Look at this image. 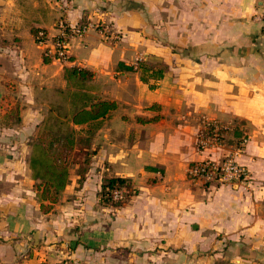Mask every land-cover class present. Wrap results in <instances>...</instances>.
<instances>
[{"label": "crops", "instance_id": "obj_1", "mask_svg": "<svg viewBox=\"0 0 264 264\" xmlns=\"http://www.w3.org/2000/svg\"><path fill=\"white\" fill-rule=\"evenodd\" d=\"M172 1L162 16L161 0H0V264L264 262L262 0H201L196 63L172 34L158 38L162 23L174 32ZM61 18L93 26L70 36L71 59L46 60L34 29L45 28L51 44ZM120 61L135 68L117 69ZM70 65L91 69L92 92L118 106L72 123L70 181L45 210L30 142L68 88ZM211 119L227 125L214 157L245 139L237 157L250 170L247 184L196 188L188 179V166L208 155L196 140ZM106 176L131 178L137 192L103 203Z\"/></svg>", "mask_w": 264, "mask_h": 264}, {"label": "trees", "instance_id": "obj_2", "mask_svg": "<svg viewBox=\"0 0 264 264\" xmlns=\"http://www.w3.org/2000/svg\"><path fill=\"white\" fill-rule=\"evenodd\" d=\"M264 22V21H263ZM84 23V22H79ZM35 28L37 35L39 30ZM46 60L51 57L44 55ZM72 56H69L71 59ZM147 67L143 61H139L138 68L144 72ZM134 69V64H126L120 61L117 69ZM155 70V76L160 77L164 69ZM64 76L68 82V88L60 90L59 102L50 107L49 113L45 116L35 137L30 142V167L33 177L37 180L36 188L41 201V207L49 210L53 202L60 197L61 191L70 181L69 152L76 144V130L72 123H86L108 115L114 110L118 103L116 100L102 99L92 92L91 81L94 72L79 65L65 67ZM142 78H148L142 75ZM64 103V104H63ZM68 106V107H67ZM53 109L57 110L54 113ZM65 109V110H61ZM17 108L10 111H16ZM20 118L11 121L5 116L3 122L11 124L19 121ZM120 188L124 190V199L115 200L111 197L112 190ZM137 192L132 180L124 176H106L103 178L101 187V200L103 203L121 204ZM66 261V260H65ZM62 264L64 261L61 262ZM235 264V263H228Z\"/></svg>", "mask_w": 264, "mask_h": 264}, {"label": "built area", "instance_id": "obj_3", "mask_svg": "<svg viewBox=\"0 0 264 264\" xmlns=\"http://www.w3.org/2000/svg\"><path fill=\"white\" fill-rule=\"evenodd\" d=\"M263 8L258 13L257 18L264 21V0ZM92 25L90 23L69 24L65 19H59V33L52 39V45L49 42L47 31L40 29L36 35V40L44 46V55L61 60L69 59L70 36L82 35ZM227 125L217 119H211L206 122L204 128L199 133L196 140L197 150L207 151L208 155L192 162L187 168L188 179L197 184L224 185V184H247L251 178L248 166L241 162L237 155L243 149L245 139L222 157H214L211 151L221 148L225 144ZM123 189L116 188L112 190L111 197L115 200L124 199ZM63 264H73L70 261H64Z\"/></svg>", "mask_w": 264, "mask_h": 264}, {"label": "rangeland", "instance_id": "obj_4", "mask_svg": "<svg viewBox=\"0 0 264 264\" xmlns=\"http://www.w3.org/2000/svg\"><path fill=\"white\" fill-rule=\"evenodd\" d=\"M161 4L162 6L161 8H159V11L161 12L162 16H165L166 10L164 6L166 5V0H161ZM172 4H173V16L177 20V22L174 24V27H173L174 32L171 33V30H170V33H169V30L167 32L165 30V24L162 23V25L158 27L159 28H161V26L163 27L162 28L163 33L160 31H157L158 38L159 40H163L164 42V41H167L165 34H168V35L172 34L174 39L171 41V43L174 45V48L180 52L183 47H186V45H188V48L192 50L191 57L196 58L192 60V63L199 62L198 60L200 59V56L198 55L200 54H197L198 51L196 48L197 47L201 48V0H173ZM179 37L186 38L187 39L186 42L188 44H184L186 42H183V40H177ZM47 45H52V43L49 44L48 42ZM154 59H157V58H154ZM152 62H154V60ZM155 63H161V61L156 60ZM191 72L194 73V71L192 70ZM59 99L60 97L55 98L51 102L50 107H52L54 104L59 102ZM61 110H65V109H61ZM53 111L54 113H57L56 109H53ZM82 143H84V141H82ZM192 184H194L196 188L197 187L201 188V185L199 184H195V183H192ZM61 262H59L58 264H62ZM70 262H72L73 264H78L77 262H74V261H70ZM259 264H264V262H260Z\"/></svg>", "mask_w": 264, "mask_h": 264}]
</instances>
